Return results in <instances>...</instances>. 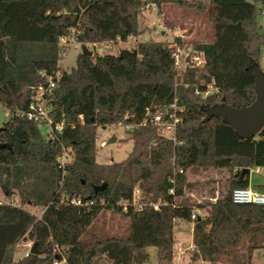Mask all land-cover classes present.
<instances>
[{
    "label": "trees",
    "instance_id": "16d2710c",
    "mask_svg": "<svg viewBox=\"0 0 264 264\" xmlns=\"http://www.w3.org/2000/svg\"><path fill=\"white\" fill-rule=\"evenodd\" d=\"M163 5L199 12L210 5L212 40L187 45L179 36L172 42L135 39L117 54L79 52L71 69L60 70L59 40L72 30L87 46L125 42L137 34L142 9ZM263 9L264 0H0V105L8 114L0 130V143L8 145L0 148V192L20 205L0 204V264H12L22 240L35 242L38 254L19 263L147 264L153 246L156 264H174L177 219L192 222L187 264H255L253 251L264 248V205L233 203L230 195L249 185L243 168L264 167V125L240 137L221 116L205 120L204 108H239L255 99ZM174 43L202 51L204 65L177 70ZM56 73L49 115L63 126L47 136L25 112L37 88ZM201 79L213 80L216 91L196 94ZM174 98L182 107L174 141L154 123L139 124L146 107L163 110ZM118 122L132 141L130 152L121 162H97L98 128ZM62 146L72 153L60 168ZM209 171L225 175L224 183L198 178ZM253 188L264 191V184ZM73 195L86 204L68 203ZM195 209L204 214L191 219ZM107 210L128 220L125 233L98 225Z\"/></svg>",
    "mask_w": 264,
    "mask_h": 264
},
{
    "label": "rangeland",
    "instance_id": "374dc122",
    "mask_svg": "<svg viewBox=\"0 0 264 264\" xmlns=\"http://www.w3.org/2000/svg\"><path fill=\"white\" fill-rule=\"evenodd\" d=\"M206 1V0H203ZM212 7L207 5L204 11L199 12L193 8H184L175 5H163L160 10L155 6L147 7L142 9L138 14L137 19V34L131 35L125 42H117L111 44L108 49L102 47H96V52L101 55L105 52L117 54L120 49L131 48L134 44V38L137 42L145 41H161V42H172L175 36L180 34L181 41L189 45L193 42H208L213 37V26L210 21L212 15ZM262 25V31L264 33V16L259 15L258 18ZM92 50L91 46H87ZM81 52L80 49H70L68 52L63 54L59 53V66L61 71H68L75 65L77 54ZM94 52V51H93ZM257 66L259 67L264 77V43L261 46L257 58ZM8 119L7 110L0 105V127ZM40 133L42 135L47 134L48 127L44 124L39 126ZM115 136L114 141L109 142V138ZM132 147V141L128 139L127 133L124 130L123 125L116 124L109 127H99L98 136L96 139V161L100 163L109 162H121L127 154L130 152ZM221 172L209 171L204 173L198 178L202 181L207 178L215 180L216 185L224 183V177ZM249 186L255 187L259 184H264V167L259 169L251 168L249 170ZM218 181V182H217ZM217 194V191L215 192ZM33 213L37 211L32 207H27ZM200 214H204V210H200ZM178 220V219H177ZM98 225H102L110 233H125L127 230L128 220L123 218L119 214H114L107 210L97 220ZM192 222L179 220L175 223L174 237L176 240L175 246L181 245L184 249L192 246ZM25 245L14 250L12 255V264H32V263H19L23 257V251ZM150 259L147 264H156V258L154 256L155 247L149 246L147 248ZM252 262L255 264H264V248L255 249L252 253ZM188 258L185 257L182 261H174V264H187ZM196 264H209L203 261H197ZM223 264V263H222Z\"/></svg>",
    "mask_w": 264,
    "mask_h": 264
},
{
    "label": "built area",
    "instance_id": "2783aa9c",
    "mask_svg": "<svg viewBox=\"0 0 264 264\" xmlns=\"http://www.w3.org/2000/svg\"><path fill=\"white\" fill-rule=\"evenodd\" d=\"M261 15L264 16V9L261 11ZM72 34L66 37H61L59 40V44L61 46V51L63 54L68 52L70 49H80L83 45L79 42L74 36V30L71 31ZM135 41V38H134ZM110 43H101L92 44V51L96 52V47H102L103 49H108L110 47ZM174 50V65L177 70L184 69L185 66L189 67H202L205 63L203 52L200 50H183L175 43L173 44ZM97 53V52H96ZM44 73H41L43 75ZM58 76L56 73L54 76L48 78V83L46 86H39L35 91L34 97L29 105V109L25 112V116L30 120H36L41 124H44L48 127L47 136H55L56 133L61 131L63 126L62 122L53 123L52 118L49 115V101L48 95L51 93L54 87V78ZM216 91L213 80L205 81L200 80L198 84L195 86V93L199 94L201 97H206L210 94H213ZM182 110V107H179L176 102V98L163 110L157 105H151L146 107L145 109V117L140 125L146 124L148 122L154 123L158 126L160 134L162 137L175 140V129L176 125L179 122V111ZM80 118H82L80 116ZM117 124L122 125V123L118 122ZM124 126V125H123ZM126 128H129V125H125ZM72 149L71 147L62 146L61 153L56 156V161L58 167L63 168L71 159ZM257 170L259 168H256ZM140 197V191L138 189H134L133 198L134 204L137 208L142 206V202L138 201ZM231 200L233 203L237 204H260L264 205V191L255 189L253 187H236L231 191ZM67 202L72 205H85L86 202H83L80 197L73 195L67 198ZM0 204H8L12 206H20L19 201L16 197H8L5 193L0 192ZM154 208L158 207L157 203L152 204ZM200 213L199 209H195L191 215V219H195L196 216ZM37 219H40V214H36ZM32 241L22 240L16 244V247L25 245V249L23 251V256H28L31 254V245ZM192 246H190L191 248ZM184 249L181 245H177L174 247L173 253V262L174 261H182L185 257H189V249ZM52 264H60L58 261H54Z\"/></svg>",
    "mask_w": 264,
    "mask_h": 264
},
{
    "label": "water",
    "instance_id": "95a60500",
    "mask_svg": "<svg viewBox=\"0 0 264 264\" xmlns=\"http://www.w3.org/2000/svg\"><path fill=\"white\" fill-rule=\"evenodd\" d=\"M81 53L87 56L92 55L91 50H89L86 46L81 47ZM253 71L255 76V99L253 102L247 106H242L239 108L232 107L225 103L213 107L207 106L204 108L207 113L205 120H208L212 116H221L240 137L253 136L260 130V128L264 125V77L257 64L253 65ZM223 100L224 98H222V101ZM2 128L3 127L1 126L0 130ZM115 139V136H111L109 138V142L114 141ZM6 146L8 145L5 143H0V148ZM248 171V168H243L241 171V176H243ZM105 186V182L100 185H94V193L102 190ZM74 211L75 213L77 212L76 209ZM31 253L38 254L35 242H33L31 245Z\"/></svg>",
    "mask_w": 264,
    "mask_h": 264
},
{
    "label": "crops",
    "instance_id": "0c3cea01",
    "mask_svg": "<svg viewBox=\"0 0 264 264\" xmlns=\"http://www.w3.org/2000/svg\"><path fill=\"white\" fill-rule=\"evenodd\" d=\"M213 12V11H212ZM178 36H180V34H178ZM187 50H189V49H187ZM249 186V185H248ZM251 187V186H250ZM178 221L179 220H175V222H174V225H175V223H178ZM192 230V229H191ZM173 233H174V230H173Z\"/></svg>",
    "mask_w": 264,
    "mask_h": 264
}]
</instances>
